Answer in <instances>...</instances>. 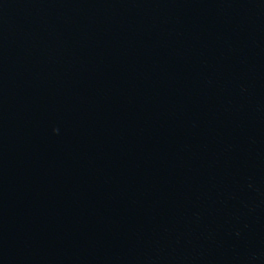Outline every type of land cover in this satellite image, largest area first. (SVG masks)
I'll list each match as a JSON object with an SVG mask.
<instances>
[{"label":"water","instance_id":"95a60500","mask_svg":"<svg viewBox=\"0 0 264 264\" xmlns=\"http://www.w3.org/2000/svg\"><path fill=\"white\" fill-rule=\"evenodd\" d=\"M264 169V0H0V264H202Z\"/></svg>","mask_w":264,"mask_h":264}]
</instances>
